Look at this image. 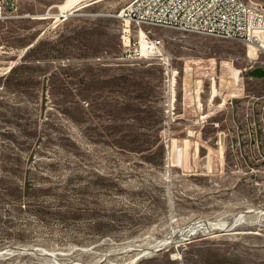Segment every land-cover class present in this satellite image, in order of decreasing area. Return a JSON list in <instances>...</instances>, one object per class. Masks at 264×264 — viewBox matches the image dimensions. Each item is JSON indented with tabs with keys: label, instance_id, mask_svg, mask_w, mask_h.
<instances>
[{
	"label": "rangeland",
	"instance_id": "obj_1",
	"mask_svg": "<svg viewBox=\"0 0 264 264\" xmlns=\"http://www.w3.org/2000/svg\"><path fill=\"white\" fill-rule=\"evenodd\" d=\"M63 1L0 19V178L27 185L0 203V264H264L256 50L141 27L151 54L132 24L120 41L127 0L45 16Z\"/></svg>",
	"mask_w": 264,
	"mask_h": 264
},
{
	"label": "built area",
	"instance_id": "obj_2",
	"mask_svg": "<svg viewBox=\"0 0 264 264\" xmlns=\"http://www.w3.org/2000/svg\"><path fill=\"white\" fill-rule=\"evenodd\" d=\"M102 0H78L71 9L45 13L56 23L66 20L82 5ZM13 0H0V19L14 16ZM115 17L124 22L120 41L127 45L128 24L137 27H164L183 33L234 39L264 53V12H256L243 0H127ZM261 108L264 104V94ZM262 112V110H261ZM261 120V116H260ZM262 121H261V126Z\"/></svg>",
	"mask_w": 264,
	"mask_h": 264
},
{
	"label": "bare ground",
	"instance_id": "obj_3",
	"mask_svg": "<svg viewBox=\"0 0 264 264\" xmlns=\"http://www.w3.org/2000/svg\"><path fill=\"white\" fill-rule=\"evenodd\" d=\"M77 2H78V0H64L63 1V3L61 4V5H59L58 6V8L59 9H61V10H63V9H65V10H67V9H71L72 7H75V5H77ZM243 2H245L244 0H243ZM248 5V4H247ZM249 6V5H248ZM41 18H43V17H41ZM140 48L142 49V48H144V49H146V51L148 52V53H151V54H156V55H160V53H159V51H157L156 49L154 50V46L152 45V44H150V42L146 39V35H144L145 33L140 29ZM140 49V50H141ZM166 59H167V57H166ZM166 59H165V61H166ZM168 61V60H167ZM240 216V215H239ZM211 224V223H210ZM210 224L209 225H207V224H195L194 226H191L190 228H188V231H187V235L189 236V235H192V234H194V233H196L197 231H200L201 230V228H205V229H207V228H209L210 227ZM213 224V223H212ZM212 224H211V226H212ZM216 224V223H215ZM236 224V223H235ZM221 225V224H220ZM219 225V226H220ZM203 230V229H202ZM198 233V232H197ZM162 241V240H161ZM159 242V241H158ZM157 247H158V244L157 243H155L152 247H151V249L150 250H155V249H157ZM9 250V249H8ZM3 252L5 251V250H2ZM9 252H10V250H9ZM146 252V251H145ZM4 254H6V253H4ZM53 254V253H52ZM138 255V254H137ZM137 256H135L134 258H133V261H135V258H136ZM60 264V263H59ZM69 264V263H68ZM73 264H75V263H73Z\"/></svg>",
	"mask_w": 264,
	"mask_h": 264
},
{
	"label": "crops",
	"instance_id": "obj_4",
	"mask_svg": "<svg viewBox=\"0 0 264 264\" xmlns=\"http://www.w3.org/2000/svg\"><path fill=\"white\" fill-rule=\"evenodd\" d=\"M251 60L252 64H248L240 69V76L243 79L264 83V53L256 51Z\"/></svg>",
	"mask_w": 264,
	"mask_h": 264
},
{
	"label": "trees",
	"instance_id": "obj_5",
	"mask_svg": "<svg viewBox=\"0 0 264 264\" xmlns=\"http://www.w3.org/2000/svg\"><path fill=\"white\" fill-rule=\"evenodd\" d=\"M12 71V68L9 69ZM27 185H9L6 186L0 178V203L4 200H12L14 202H19L22 196L27 194ZM67 212V210L65 211Z\"/></svg>",
	"mask_w": 264,
	"mask_h": 264
},
{
	"label": "water",
	"instance_id": "obj_6",
	"mask_svg": "<svg viewBox=\"0 0 264 264\" xmlns=\"http://www.w3.org/2000/svg\"><path fill=\"white\" fill-rule=\"evenodd\" d=\"M45 92V85L44 83L42 84V89H41V107H40V112L42 113L43 108H44V101H45V97H44V93ZM261 121H262V125H263V131H264V104H263V108H262V112H261ZM39 139L36 141L35 146L37 145ZM5 249H0V253H2Z\"/></svg>",
	"mask_w": 264,
	"mask_h": 264
}]
</instances>
